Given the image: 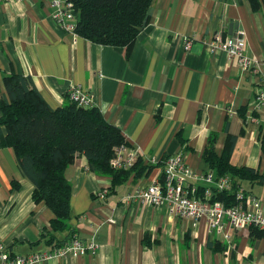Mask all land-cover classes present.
Returning a JSON list of instances; mask_svg holds the SVG:
<instances>
[{
	"label": "crops",
	"instance_id": "0c3cea01",
	"mask_svg": "<svg viewBox=\"0 0 264 264\" xmlns=\"http://www.w3.org/2000/svg\"><path fill=\"white\" fill-rule=\"evenodd\" d=\"M51 1L0 2V95L2 78L10 73L30 77L53 108L64 103L69 87L79 85L126 139L121 156L136 153L147 169L111 191L110 177L89 170L84 155L75 156L65 171L71 185L69 226L56 231L50 224L53 212L32 200L34 184L13 149L0 143V242L7 253L49 251L77 237L94 240L96 253L39 264H264V237L249 238L248 228L226 227L225 238V232L209 231L204 219L192 225L171 216L164 205L126 198L159 180L163 165L157 162L175 153L196 172L215 177L203 159L213 133L217 155L233 135L230 162L263 171L264 106L254 104L264 83L208 43L216 32H242L246 52L264 62V0L255 11L249 0H154L149 22L124 47L64 31L51 15ZM184 37L191 38L188 50ZM240 186L259 198L264 210V180Z\"/></svg>",
	"mask_w": 264,
	"mask_h": 264
},
{
	"label": "trees",
	"instance_id": "16d2710c",
	"mask_svg": "<svg viewBox=\"0 0 264 264\" xmlns=\"http://www.w3.org/2000/svg\"><path fill=\"white\" fill-rule=\"evenodd\" d=\"M76 12L75 33L101 45L124 47L135 40L150 19L154 0H71ZM255 11L261 0H249ZM4 95H0L1 146L11 147L22 173L34 184V202L43 201L53 212L51 228L63 231L71 217V185L65 171L75 156L84 155L89 170L111 178L110 190L124 183L132 174L138 177L147 169L140 157L129 168H115L110 159L127 141L120 129L108 123L94 106L81 107L66 100L51 107L32 79L18 73L2 78ZM255 116V113L254 115ZM260 150L264 153V124H259ZM236 137L228 135L221 155L214 149L215 134H210L203 159L215 177L229 176L230 190L214 192L213 201L228 205L235 202L241 182L264 180V169L236 166L230 162ZM164 159L157 164L163 165ZM151 167V166H149ZM18 186L13 182V187ZM244 193H246L244 191ZM249 238L264 237V231L248 228ZM72 239V238H71ZM70 240V239H69ZM67 241L59 242L55 246ZM47 243H52L51 239ZM213 242H209L213 247ZM217 245V244H216ZM216 247V246H215ZM224 247L216 249H223Z\"/></svg>",
	"mask_w": 264,
	"mask_h": 264
},
{
	"label": "built area",
	"instance_id": "2783aa9c",
	"mask_svg": "<svg viewBox=\"0 0 264 264\" xmlns=\"http://www.w3.org/2000/svg\"><path fill=\"white\" fill-rule=\"evenodd\" d=\"M13 0H0L6 3ZM23 1V0H16ZM54 10L51 14L54 21L66 32L75 34L76 12L71 0H52ZM213 50H223L229 59L236 63L242 71L256 76L264 83V62H261L246 52V41L242 32L233 36H222L221 32L213 34L209 41ZM191 45V38H183L184 50ZM68 99L78 106H93L91 94L83 91L79 85H72L66 92ZM255 109L264 106V84L255 94ZM123 146L117 149L116 155L110 159L115 168H129L137 159L136 153L127 158L121 156ZM205 183L200 186L197 183ZM229 176L214 177L212 173L196 172L185 163L180 153L168 156L163 163L162 176L146 187L129 193L126 198L138 203L159 207L166 206L171 216L190 220L195 225L204 219L209 231L225 232L226 227L247 229L250 226L264 231V210L259 198L239 189L235 193V202L228 205L222 201H213L214 192L230 190ZM104 189L99 193L105 196ZM227 238V233H223ZM97 243L94 240L83 242L77 237L52 247L49 251L35 252L27 255L8 254L0 242V264H39L48 260L66 258L80 254H95Z\"/></svg>",
	"mask_w": 264,
	"mask_h": 264
}]
</instances>
